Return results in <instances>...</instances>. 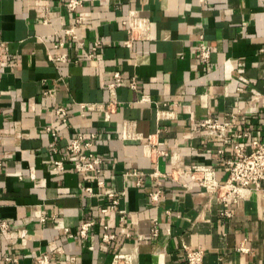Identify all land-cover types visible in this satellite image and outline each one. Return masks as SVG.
I'll return each mask as SVG.
<instances>
[{
  "label": "crops",
  "instance_id": "0c3cea01",
  "mask_svg": "<svg viewBox=\"0 0 264 264\" xmlns=\"http://www.w3.org/2000/svg\"><path fill=\"white\" fill-rule=\"evenodd\" d=\"M68 1L0 0L6 56L0 65V222L11 226L0 231V264L12 256L36 264L42 254L51 264H73V258L75 264H111L116 254L129 255L133 264H187L186 246L203 249L204 264H264V185L229 208L199 186L188 190L149 176L139 186L138 178L126 176L169 174L176 162L212 168L225 181L234 144L250 151L253 141L264 142V0H81L76 11L68 10ZM131 11L151 20V37L127 48L123 22ZM71 27L77 43L64 34ZM201 38L212 49L208 65L200 61ZM57 54L70 61L52 62L49 55ZM116 71L125 79L110 119L85 112L83 103L109 102ZM132 78L137 90L130 88ZM142 97L150 102L141 103ZM165 106H174L177 117L160 116ZM57 108L68 112L67 124ZM235 116L231 145L220 155L221 140L198 124ZM131 122L142 140L124 138ZM47 127L59 134L58 155L49 148L54 139ZM78 133L97 134L92 151L103 160L108 191L120 199L115 211L103 213L109 197L88 194L72 169L66 147ZM238 133L248 137L238 140ZM149 144L157 150L151 157ZM58 159L65 170H54ZM159 190L163 197L152 201ZM91 220L84 239L79 230ZM105 226L117 237L112 244L102 241Z\"/></svg>",
  "mask_w": 264,
  "mask_h": 264
},
{
  "label": "built area",
  "instance_id": "2783aa9c",
  "mask_svg": "<svg viewBox=\"0 0 264 264\" xmlns=\"http://www.w3.org/2000/svg\"><path fill=\"white\" fill-rule=\"evenodd\" d=\"M67 8L70 11H76L82 6L81 0H69L67 3ZM82 19L78 20L80 23ZM127 30V39L124 45L127 48H133L136 42H144L150 40L151 37V20L142 16L138 11H131L129 18L123 22ZM64 34L73 42H78V36L76 34V28H66ZM200 46V61L204 65H208L211 61L212 49L210 46L206 45L201 38ZM83 45V43H81ZM100 43H97L93 48L95 52ZM64 42H59L57 48H63ZM94 54L92 53L90 57L92 58ZM49 58L54 63H68L70 58L67 54H57L49 55ZM6 62L5 56V44L0 39V65ZM124 76L121 72L116 71L113 74V79L108 86L110 98L107 103H83L81 104L82 109L87 112H102L105 114V118L108 121L111 114L113 113V108L120 104L117 90L119 86L124 81ZM130 88L132 90H137V80L132 78L130 82ZM143 102H150L148 97H142L140 100ZM174 106H165L164 111H162V117H177V112L173 109ZM57 117H61L63 122L67 124L68 122V112L64 108H57L55 110ZM237 120V116L233 117L231 120L220 121L215 118H207L199 122V128L209 136L217 137L221 140L224 149L220 150V155H225V151L228 146L231 145L230 134L234 128V122ZM46 132L50 134L54 141L49 145L51 152L54 155L59 154V148L57 147V140L59 139V134L54 131L51 127L46 128ZM244 137H248L247 133H238L237 139L241 140ZM124 138L126 140H142L134 131V124L126 123L124 128ZM97 139V134L93 133L86 136L83 133H78L76 137L67 145L66 152L68 153L71 161L72 169L83 176L87 187L85 191L93 195L96 191L104 193L111 200V206L102 210L103 213L115 211L120 205V199L113 192H109L106 182L103 179V160L101 157L97 156L93 151L94 142ZM151 143V142H150ZM154 145L149 144L146 147V154L148 157L154 155L156 152ZM233 155L226 160V166L228 168V178L225 181H219L216 172L209 167L195 165L190 168H181L174 162V170L169 174H162L159 170L154 171L151 174L145 172H139L137 170L129 172L126 176H134L138 178V185L142 184L144 177L149 176L155 180H160L161 178H169L170 180L179 181L186 189L191 190L194 186H199L204 189L208 194L216 198L220 202H224L227 206L232 207L237 205L240 201L245 198V194L248 190L261 189L264 185V142L253 141L251 150L246 151V148L242 146L241 143L237 142L233 146ZM163 155H166L163 153ZM66 169L65 161L58 159L54 162V170L63 171ZM4 170V160L0 153V173ZM186 177L190 178V182L186 181ZM99 193V194H100ZM151 199L154 202H158L163 197V192L161 190L152 193ZM121 215H126V211H121ZM225 216L231 217L232 213L230 210L224 213ZM125 218V217H124ZM122 218V220H124ZM45 221V219H43ZM95 225L94 221H85L82 223L79 230V236L84 239L89 237L91 228ZM11 230V226L8 222H0V231L8 233ZM66 233H69L66 230ZM160 229L158 222H154L152 229V236L154 238L158 237ZM73 238V235H70ZM117 240L115 234L109 231V227H104V232L102 235V241L106 244H112ZM247 249L244 247L240 248V251L245 252ZM186 254L187 264H204L205 252L201 248H190L184 247ZM72 263L75 264V258H73ZM6 264H21L18 257H8L5 260ZM36 264H51V258L47 254L40 255ZM111 264H133L132 258L126 254H116L113 257Z\"/></svg>",
  "mask_w": 264,
  "mask_h": 264
}]
</instances>
